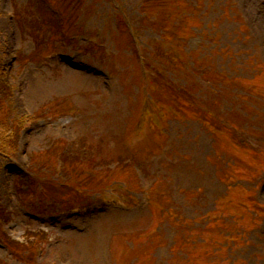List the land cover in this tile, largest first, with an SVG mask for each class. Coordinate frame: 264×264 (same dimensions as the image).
<instances>
[{
  "label": "rangeland",
  "instance_id": "obj_1",
  "mask_svg": "<svg viewBox=\"0 0 264 264\" xmlns=\"http://www.w3.org/2000/svg\"><path fill=\"white\" fill-rule=\"evenodd\" d=\"M261 2L0 0V264H264Z\"/></svg>",
  "mask_w": 264,
  "mask_h": 264
},
{
  "label": "trees",
  "instance_id": "obj_2",
  "mask_svg": "<svg viewBox=\"0 0 264 264\" xmlns=\"http://www.w3.org/2000/svg\"><path fill=\"white\" fill-rule=\"evenodd\" d=\"M142 9H143V6H142ZM142 9H141V11H142ZM144 11H146V8H144ZM147 19L149 20L148 17H147ZM154 26L155 25H152V27H154ZM131 42H132V45L134 46V42L133 41H131ZM164 52H166V50H164ZM155 72H156V74H158L159 71L156 70ZM156 74L154 75V78L157 77ZM190 98H193V96L191 95ZM174 99L176 101L181 100V101H184L185 103L189 104L190 105L189 107H183L189 114H191L192 109H195V104L192 103L191 101H186L184 99H181L178 95H175ZM9 113H8L7 109L5 108V106L3 105V103H1V108H0V152L1 153L4 152V149L6 147L11 148V151H12V148L16 149L18 140H19L20 135H21L19 126L17 125L15 120L10 118L11 113L10 114ZM203 120H204V122H210V123L214 124L217 131L221 130L223 127L226 126L225 122L221 121L218 116H213L211 118H209L207 116H203Z\"/></svg>",
  "mask_w": 264,
  "mask_h": 264
}]
</instances>
